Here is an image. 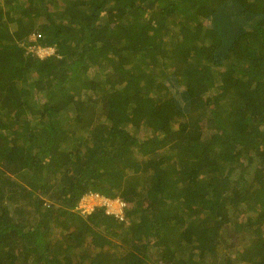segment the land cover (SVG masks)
<instances>
[{"label":"trees","instance_id":"trees-1","mask_svg":"<svg viewBox=\"0 0 264 264\" xmlns=\"http://www.w3.org/2000/svg\"><path fill=\"white\" fill-rule=\"evenodd\" d=\"M88 260L264 264V0H0V264Z\"/></svg>","mask_w":264,"mask_h":264},{"label":"built area","instance_id":"built-area-1","mask_svg":"<svg viewBox=\"0 0 264 264\" xmlns=\"http://www.w3.org/2000/svg\"><path fill=\"white\" fill-rule=\"evenodd\" d=\"M43 53V52H42ZM49 52H44L43 55L48 54ZM95 204L91 206L90 213L91 211L94 210L96 206H103L106 208V213L109 215H113L118 219L119 221H125L124 217V209L127 207V204L122 201L121 199H109L106 197H103L99 194L93 195ZM85 213V211L83 212Z\"/></svg>","mask_w":264,"mask_h":264},{"label":"clouds","instance_id":"clouds-1","mask_svg":"<svg viewBox=\"0 0 264 264\" xmlns=\"http://www.w3.org/2000/svg\"><path fill=\"white\" fill-rule=\"evenodd\" d=\"M47 52L50 53V51H47ZM49 53H48V54H49ZM41 54H42V52H41ZM41 54L39 53L40 57H43V56L47 55V54H45V55H41ZM95 194H99V195H101V196H103V197L109 198L108 196H106V195H104V194H100V193H91V194H88V195L85 196V197H89V198H91L92 200H94L93 195H95ZM85 197H84V198H85ZM118 198H119V197L109 198V199H118ZM119 199H120V198H119ZM121 200H122V199H121ZM81 201H82V200H81ZM81 201H80V203H81ZM80 203H79V204H80ZM94 204H95V201H94ZM94 204H93V205H94ZM93 205H92V206H93ZM96 207H98V206H96ZM99 207H100V206H99ZM90 208H91V207L87 208V209H86L87 211L85 210V211H86L85 213H83L84 210H82V209L80 208V206H78V207L76 208V210L79 211L82 215H86V214H90V213L92 212V211H91L90 213H88V212L90 211ZM94 209H95V208H94ZM105 209H106V208H105Z\"/></svg>","mask_w":264,"mask_h":264},{"label":"rangeland","instance_id":"rangeland-1","mask_svg":"<svg viewBox=\"0 0 264 264\" xmlns=\"http://www.w3.org/2000/svg\"><path fill=\"white\" fill-rule=\"evenodd\" d=\"M40 54H41V52H39ZM44 53V52H43ZM43 53L41 54V55H43ZM207 123L208 122H204V126H206L207 125ZM142 137H143V135H142ZM141 137V138H142ZM137 157L139 158V156L137 155ZM94 204V200H92L91 198H89V197H85V198H83L82 199V201H81V203L79 204V206H80V208L82 209V210H86L87 208H89V207H91L92 205ZM87 211V210H86ZM85 211V212H86ZM87 263L88 264H90L89 263V260L87 261Z\"/></svg>","mask_w":264,"mask_h":264}]
</instances>
